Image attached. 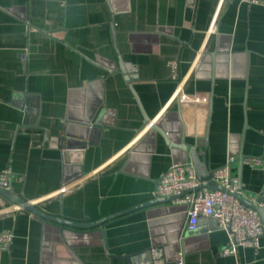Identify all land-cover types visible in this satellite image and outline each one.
Here are the masks:
<instances>
[{"label": "crops", "instance_id": "crops-1", "mask_svg": "<svg viewBox=\"0 0 264 264\" xmlns=\"http://www.w3.org/2000/svg\"><path fill=\"white\" fill-rule=\"evenodd\" d=\"M113 32V33H112ZM121 68L119 66V60ZM106 69L115 71L107 72ZM96 103L101 129L63 161L70 121ZM141 106V109L139 107ZM177 143L197 141L212 171L264 155V6L240 0H0V171L10 189L50 216L94 222L142 205L173 163L186 162L143 125ZM73 138L80 126L70 129ZM63 146H59V139ZM240 194L264 188V163L240 172ZM0 264H139L150 249L183 264H264L253 251L221 254L226 232L171 200L84 230L54 224L0 199ZM185 231L184 242L181 234ZM128 257V261L125 259Z\"/></svg>", "mask_w": 264, "mask_h": 264}, {"label": "built area", "instance_id": "built-area-1", "mask_svg": "<svg viewBox=\"0 0 264 264\" xmlns=\"http://www.w3.org/2000/svg\"><path fill=\"white\" fill-rule=\"evenodd\" d=\"M242 2L261 4L264 0H240ZM233 158L211 171L210 181L221 187L224 191L199 189L201 183L195 176L190 163H173L160 174L152 198H169L172 204L186 207L187 229L196 228L199 217L211 218L216 222L217 228L226 232L227 241L221 254H233L237 247H247L253 251L258 250L260 238L264 237V225L261 223L256 211L240 203L235 194L238 191V179L231 174L230 164ZM248 166H260L263 161L258 158L244 160ZM12 171L5 168L0 171V188L8 191ZM264 206V204H262ZM12 242L9 231L0 232V253L7 251ZM139 264H183L182 253H178L175 260L166 261L161 248L150 249V257Z\"/></svg>", "mask_w": 264, "mask_h": 264}, {"label": "water", "instance_id": "water-1", "mask_svg": "<svg viewBox=\"0 0 264 264\" xmlns=\"http://www.w3.org/2000/svg\"><path fill=\"white\" fill-rule=\"evenodd\" d=\"M191 1L192 0H190V3ZM118 60H119L120 69H122L119 57ZM105 71L112 72L115 70L106 69ZM97 104L98 103H96L90 109H86L85 111L80 110L78 113L79 115L76 116L75 118H73V116H71L70 114L69 117L70 121L68 122L69 124L66 132V139L64 141V148L62 152L64 163L69 162L68 157L70 155H74V154L76 155L82 153L83 149L86 146L87 132H89L90 130L101 129L103 127V125L100 123L102 113L97 112V106H96ZM139 107L141 109L140 105ZM141 112L143 117V125L147 126L148 129L152 130L153 132L159 134V136L163 139L164 143L167 146L177 151L186 162H190V164L194 169L197 180L201 183H206L204 185H200L199 189L205 188L210 190L224 191L221 187L215 185L210 181L211 171L209 170V167L207 165V155H206L207 152L203 150L202 153L200 154V149H202V146L198 144L197 141H195L194 144L186 143L184 140V135L182 133L177 143L172 142L168 137L165 126H162L160 123L155 124L150 122L149 118L144 114V112L143 111ZM72 126H80L83 134L77 135L76 138H73L72 133H70V129ZM58 142H59V146L62 147L63 140L60 138ZM248 158L249 157L244 156L241 151L239 152V155L236 158V162L238 163V169H239L238 172L239 193L235 194V198L246 207L256 211L261 223L264 225V206H262V204H264V188L256 198L250 200L242 197L240 194L241 191L240 172L242 170L244 160ZM258 159H261L264 163V155L263 157ZM0 199L12 205L28 210L30 213L34 214L41 220L54 224V227L57 229V231H55L57 232L56 233L57 237H55L54 240L58 242V244H61L65 247H67V245L64 240L63 234L66 228H70L71 230H84L93 227H99L108 220L125 215L138 208H143L157 203H162L166 200H170L169 198H162V199L155 198L142 205H138L135 206L134 208H130L121 212L111 214L110 216L100 218L94 222H79V221L63 218L62 216L59 217L50 216L40 211L38 208H36L34 204L26 201L23 197L16 196L13 192L6 191L3 188H0ZM181 237L183 239L182 242H184V239L187 237L185 231L181 234ZM125 259L128 261L129 258L126 257Z\"/></svg>", "mask_w": 264, "mask_h": 264}]
</instances>
